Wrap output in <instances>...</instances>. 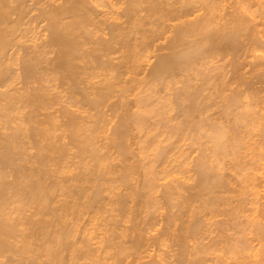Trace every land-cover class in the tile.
Segmentation results:
<instances>
[{
    "label": "bare ground",
    "instance_id": "6f19581e",
    "mask_svg": "<svg viewBox=\"0 0 264 264\" xmlns=\"http://www.w3.org/2000/svg\"><path fill=\"white\" fill-rule=\"evenodd\" d=\"M248 4L0 0V264L238 261L264 159Z\"/></svg>",
    "mask_w": 264,
    "mask_h": 264
},
{
    "label": "rangeland",
    "instance_id": "374dc122",
    "mask_svg": "<svg viewBox=\"0 0 264 264\" xmlns=\"http://www.w3.org/2000/svg\"><path fill=\"white\" fill-rule=\"evenodd\" d=\"M243 1H245V0H243ZM257 1H258V2H257ZM252 2H253V3H252ZM254 2H255V4H254ZM259 2H260V3H259ZM262 2H263V3H262ZM243 3H245V2H243ZM243 3H241V5H242ZM247 3H248V2H247ZM257 3H258V5H259V4L261 5V8L258 7ZM225 5L228 6L227 4H225ZM236 5H237V4H236ZM241 5L238 4V6H241ZM251 5H252V6H251ZM260 5H259V6H260ZM247 6H248V7L250 6V10H251L252 12L255 11V12H254L255 15H253L252 12L249 10V12L253 15V17H254V16H258V17H260V18L262 19V21H261V19H260V22L263 23V21H264V7H263V6H264V0H254V1H253V0H249V4L246 5V6H244L243 10H244ZM255 6H256V7H255ZM239 8H240V7H239ZM252 8H253V10H252ZM240 9H242V7H241ZM248 9H249V8H248ZM245 10H246V9H245ZM258 10H260V13H261V14H260V13L258 14V12H259ZM252 15H251V19L253 18ZM259 15H261L262 17L259 16ZM258 17H257V18H258ZM257 18H254V19H257ZM258 19H259V18H258ZM258 19H257V20H254V21H258V22H259ZM260 22H259V23H260ZM262 23H260V24H262ZM262 27H263V28H262ZM256 28H257V27H256ZM260 28H261V29H260ZM260 28L258 27L257 30H259V31L261 30V32H257V34L254 33V32H256V31L253 32L255 35L260 34V36H257V37H259L260 39L263 38V39H261L260 41H258V38H257V43H258V42H261V43H262V40H264V37H262V36H264V26L260 25ZM160 42H161V41H160ZM263 42H264V41H263ZM257 43H256L255 46H256V47L259 46V47H262V48H260L259 50H256L257 48L255 47V48H256V49H255L256 52H255V53L253 52V54L251 53V56H252V55H255V56H253L254 58L251 57V56H249V58H250V57L253 58V59H250L252 63H254V60H255V62H257V61L259 60V61H258L257 63H255V64H256V66H257L258 68H260V66H261V68H260V70H261V69H264V68H262V66L264 67V47H263V45H261V44H259V43H258V44H259V45H258ZM262 44H263V43H262ZM257 45H258V46H257ZM259 47H258V48H259ZM258 51H259V52H258ZM258 56H259L260 58H259ZM255 57H256V59H255ZM249 58H243V59L241 58V59H242V60H244V59L246 60V59H249ZM257 59H258V60H257ZM250 60H248V63H249ZM252 60H253V61H252ZM256 60H257V61H256ZM244 62H245V61H244ZM246 63H247V61H246ZM258 63H259V64H258ZM142 64L144 65V63H142ZM255 64H254V66H255ZM258 65H260V66H258ZM246 67L249 68V66H246ZM248 68H245V67H244V70L247 71ZM244 70H242V71H244ZM260 70H259V71H260ZM262 71H264V70H262ZM256 75H257V77H259L258 74H256ZM256 75H254V76H256ZM142 76H143V74H142L140 77H139V75H138L139 78H142ZM252 76H253V74H252ZM260 78H261L260 80H261L262 82L259 81V82H256V84L263 83V81H264V80L262 79L263 76H261ZM254 79H255V78H254ZM256 79H257V78H256ZM252 82H253V80H252ZM254 83H255V82H254ZM256 84H255V85H256ZM253 85H254V84H253ZM255 85H254L255 89H258V87L260 86V89L257 90L258 92H259V90H262V89H261V85H262V84L259 85V86L257 85L258 87L255 86ZM263 85H264V83H263ZM232 87H234V86H232ZM263 87H264V86H263ZM263 87H262V88H263ZM242 88H243V87H242ZM242 88H241V89H242ZM238 89H239V88H238ZM263 89H264V88H263ZM262 92H264V91H262ZM260 93H261V92H260ZM252 94H253V93H251V95H252ZM258 94H259V93H258ZM258 94H257V95L253 94V96L255 95V96H257L256 98H260L261 96H259L260 94H259V95H258ZM261 94H262V93H261ZM249 96H250V95H249ZM253 96L249 97V99L252 98ZM255 96H254V97H255ZM263 96H264V93L262 94V97H263ZM131 97H132V96H130L129 98H131ZM256 98H254V99H255V102H254V103H256V104H254L255 107H254V105H253L254 110H257V109H255V108H257L256 105H258V103H259V102H257V99H256ZM249 99H248V100H249ZM115 100H116V99H113V100H110V101L112 102V101H115ZM259 100H262L261 102L264 104V99L261 98V99H259ZM249 101H250V100H249ZM261 102H260V103H261ZM260 103H259V104H260ZM262 103H261V105H260L259 108H261V107L263 108V107H264ZM262 108H261V109H262ZM51 111L53 112V110H51ZM258 111H260V110H258ZM258 111H257V112H258ZM56 113H58V112H56ZM258 114H259V113H258ZM113 119H114V121L116 120V118H113ZM113 119H112V120H113ZM112 120L109 121V122H111V123L108 125L107 129L105 128V131H104V129H103V131H104L103 133H104V134L101 132L102 135L100 134L101 137L99 136L100 139H101V138H102V139L104 138L103 140H100V142L98 141L99 144L102 143L101 145H103V144H107V143H108V142H107V141H108L107 136H108V135L110 136V133H112L110 126L113 127L112 124H114V121H112ZM115 122H116V121H115ZM106 126H107V125H106ZM132 141H133V140H132ZM105 142H106V143H105ZM98 143H97V144H98ZM181 144H182V143H180V146H181ZM182 145H183V144H182ZM132 147H134V144H133ZM131 149H132V148H131ZM134 149H135V148H133V150H134ZM112 150H113V149H112ZM112 150H111L110 152H113ZM246 151H248V150H246ZM256 151H257V150H256ZM256 151H255V152H256ZM71 152L74 153L75 150H74V151L71 150ZM248 152H251V153H252L251 150L248 151ZM244 153H245V152H244ZM253 153H254V151H253ZM256 153H258V152H256ZM109 154H110V153H109ZM191 154H192V155H190L191 158H193V157L195 158V157L197 156V152H196V151H195V152H192ZM195 154H196V155H195ZM247 154H248V153H247ZM247 154L245 155L246 157H247ZM114 155H115V154H112L113 157H112V156H111V157H112V158H115L116 156H114ZM249 155H250V153H249ZM251 155H252V154H251ZM251 155H250V156H251ZM192 156H193V157H192ZM245 156H244V157H245ZM250 156H249V158H250ZM255 157H256V155H255ZM255 157H254V159H255ZM251 158H253V156H252ZM262 158H263V157H262ZM75 159L77 160V158H75ZM75 159H74V160H75ZM243 159H244V158H243ZM74 160H73V161H74ZM76 160H75V161H76ZM248 160H249V159H247V160L244 161V162H249V163H251V159H250V161H248ZM256 160H257V159H256ZM256 160H255V161H256ZM75 161H74V162H75ZM253 161H254V160H253ZM255 161L252 162V163H255ZM258 161H259V160H258ZM263 161H264V159H263ZM263 161H262V160H261V162H260V161H259V162L256 161V163H258V165H259V163H262ZM115 162H116V161H115ZM249 163H247V165H249ZM263 163H264V162H263ZM70 165H71V163H69V166H70ZM253 165H254V164H253ZM256 165H257V164H256ZM258 165H257V166H258ZM262 165H263V166H262ZM262 165H260V167L258 166V169L256 168L257 166H255V168H256L257 170H256L255 168L251 169V171L254 172L253 174H255V175H254L255 177H253V179H254V178L257 179L256 176L258 177V179H259L260 177H261V178H260L259 180H257V181H259V182H257L256 180H255V181H252V183H254V184L252 185V186H253V189L255 188L254 192L252 193V194H253L252 196L255 195V196H254L255 198L253 197L254 199L252 198V200H254V201H253V202H250L251 204L249 203L251 206H249V204H247V205L249 206V208L251 207V208H255V209H253L251 212H250V211H249V212L246 211V214L244 213L245 211L243 212L244 216L242 215V217H244V218L240 217L241 220H242V219L245 220V221H243V223H247L248 221L246 222V220H249V219H250L251 221L253 220L252 222H253L254 225H255L256 222H257L258 224L261 223V224L264 225V210H263V208H264V199H263V198H264V197H263V194H264V185H263V184H264V179H263V178H264V164H262ZM250 166H251V164H250ZM72 167H73V169H75V172H74V170L72 169ZM251 168H252V166H251ZM259 168H260V170H259ZM70 169L73 170V171L70 170L71 173H72V172L76 173V172L78 171V169L76 170V165L71 166ZM254 169H255L256 171H255ZM253 170H254V171H253ZM251 171H250V170H249V172L246 171V172H245V173H247L246 176H248V173L250 174ZM252 172H251V173H252ZM72 174H73V173H72ZM253 174L249 175V177H250V176H253ZM259 176H260V177H259ZM250 178L252 179V177H250ZM250 178H248V179H250ZM253 179H252V180H253ZM248 181H249V180H248ZM250 181H251V180H250ZM261 181H263V183H261ZM250 183H251V182H250ZM256 186H257L258 188H259V187H260V188L258 189ZM249 188L252 189V187H249ZM253 189H252V190H253ZM262 190H263V192H262ZM255 191H256V192H255ZM259 192H260V193H259ZM249 193H250V192H249ZM249 193H248V194H249ZM257 193H258L259 195H258ZM256 194H257V195H256ZM248 196H250V195H248ZM252 196H250V198H251ZM259 199H260V200H259ZM250 200H251V199H250ZM256 201H257V202H256ZM252 203H255L256 205H252ZM257 204H258V205H257ZM262 204H263V207H262ZM248 206L245 207L247 210H248ZM256 206H257V207H256ZM246 209H245V210H246ZM256 210H257V212H259V210H261V212L257 213ZM254 211H255V212H254ZM262 211H263V212H262ZM253 212H254V214H253ZM248 214H249V215H248ZM83 215L85 216L86 214L83 213L82 216H81V218H82V217L84 218ZM245 215H246V217L248 216V218H246ZM255 215H256L257 217H256ZM250 216H251V217H250ZM260 216H261V217H260ZM258 217H259V218H258ZM83 218H82V220H84ZM86 218H87V217H85V219H86ZM159 218H160V217H158V219H159ZM245 218H246V219H245ZM219 219H220V217H219ZM219 219L217 218V220H219ZM258 219H259V220L261 219L260 222H259ZM241 220H240V221H241ZM256 220H257V221H256ZM255 221H256V222H255ZM261 221H262L263 223H262ZM252 222H251V223L248 222L247 225H248L249 227L244 228V229H246V230H243V229L241 230L240 233H241V234L243 233L242 235H244V236H242V235L238 232V233L240 234V235H238V237H240L239 240L242 239V241H243L244 239H246V240L243 241V243L245 242L244 244H243L242 242H240V247H245V249H243V248L240 249V248L238 247L239 250H242V251L244 250L243 253L239 252V253H240L239 256L243 254L242 256H240V258L243 260L244 257H245V260H243V262H242V260H240V258H239V256H238V258H237L238 261L236 262V260H234V261L236 262V263H234V261H233L234 264H239V263H240V264H262V263H263V264H264V255H263V254H264V251H263V250H262V251H259V250L261 249V246H262L263 249H264V245H263V244H264V240H263V239H264V236L261 237V238H263V239H261V240H262V241H261V240L258 238V237H259L258 235H256V236L254 235L255 233H257V231H256V229L252 228V226H251ZM160 223H161V222H159V224H160ZM253 224H252V225H253ZM261 224H259V225L261 226ZM259 225H258V226H259ZM158 226L160 227V225H158ZM158 226H157L155 229H158V228H159ZM250 226H251V227H250ZM256 226H257V225H256ZM239 227H240V226H239ZM262 227H264V226H262ZM240 228H241V227H240ZM248 228H251V229L248 230ZM255 228H256V227H255ZM155 229H154V230H155ZM252 229H254V230L252 231ZM154 230L151 232L152 235H154L155 232H156V231H154ZM250 230H251V231H250ZM243 231H245V232H243ZM254 232H255V233H254ZM208 233H209V234H208ZM208 233L203 234V239H201V241L203 242V244L206 243V245H207V244L210 245V244H211L212 237H213V236H217L216 231L208 232ZM244 233H246V234H244ZM253 233H254V234H253ZM212 234H213V235H212ZM251 234H252V235H251ZM204 235H205V236H204ZM254 236H255V237H254ZM257 236H258V237H257ZM204 237H205V238H204ZM210 237H211V238H210ZM236 237H237V235H236ZM238 237H237V238H238ZM241 237H243V238H241ZM244 237H245V238H244ZM252 237H253V238H252ZM214 238H215V237H214ZM247 238H248V239H247ZM258 240H259L260 242H259ZM209 241H210V243H209ZM246 241H247V242H246ZM167 242H168V241H167ZM167 242H165V244H166V245H164L165 247H164V246H163V247L161 246L162 248L160 247V249H159L158 247H156V249L158 248V250H157V254H159L160 256H164V255H165V256H169L168 254L171 253L172 248L169 246L170 244L167 243ZM250 242H251V243H250ZM253 242H254V243H253ZM147 243H148V242H147ZM258 243H259V244H258ZM260 243H261V244H260ZM93 244H94V243H93ZM93 244H92V247H96V246H97V245H95V244L93 245ZM167 244H168V245H167ZM257 244H258V245H257ZM145 245H146V246H145ZM246 245H247V246H246ZM248 245L250 246V249H249V246H248ZM259 245H260V246H259ZM143 246H145V247L148 246V248H145V250H144V248L142 249V251H144V252H142L141 254H142V256H144V257H142L143 260H141V261H144V262H145V261H149V260H150L149 258H150L153 254L156 255V249H154L155 247L149 246V244L147 245L146 242L144 243ZM254 246H255V247H254ZM149 247H150V248H149ZM166 247H167L168 249H166ZM169 247H170L171 249H170ZM246 247H247L248 250L246 249ZM258 247H260V248H258ZM255 248H256V249H255ZM169 249H170V251H169ZM146 250H147V251H146ZM151 250H152V251H151ZM154 250H155V251H154ZM161 250H163V251H161ZM164 250H166V252H164ZM246 251H247V252H246ZM161 252H162V253H161ZM257 252H258V253H257ZM259 252H261V253H259ZM262 252H263V253H262ZM165 253H167V255H166ZM244 253H246V254L244 255ZM255 253H256V254H255ZM163 254H164V255H163ZM170 255H171V254H170ZM257 255L260 256V257H258ZM165 256H164V257H165ZM210 256H211V255H209V256L207 255L206 257L209 258ZM249 257H250V259H249ZM165 258H166V257H165ZM210 258H212V257H210ZM148 259H149V260H148ZM247 259H248V261H247ZM168 260H170V262H168ZM171 260H172V258H170V259L166 258V261H167L168 263H171ZM260 260H263V261H260ZM83 261H84V260L80 259L79 264H85ZM255 261H256L257 263H256ZM76 262L78 263V261H76ZM162 262H163V261H162ZM162 262H161V263H162ZM167 262H164V263H165V264H168ZM208 262H209V261H207V264L211 263V262H209V263H208ZM109 263H110V262H109ZM109 263H108V264H109ZM164 263H163V264H164ZM74 264H76V263H74ZM103 264H106V263H103ZM171 264H172V263H171ZM173 264H174V262H173ZM205 264H206V263H205Z\"/></svg>",
    "mask_w": 264,
    "mask_h": 264
}]
</instances>
